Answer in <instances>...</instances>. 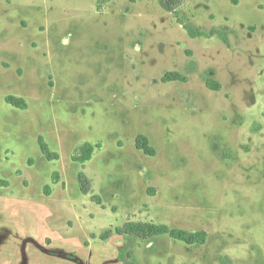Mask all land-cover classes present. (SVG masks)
I'll use <instances>...</instances> for the list:
<instances>
[{"label":"rangeland","instance_id":"1","mask_svg":"<svg viewBox=\"0 0 264 264\" xmlns=\"http://www.w3.org/2000/svg\"><path fill=\"white\" fill-rule=\"evenodd\" d=\"M178 12L229 45L192 39L158 0H0V264H264V166L237 158L243 145L264 152V0H186ZM169 72L187 82L163 83ZM41 137L59 160L43 159ZM86 142L103 147L83 166L72 157ZM215 146L233 174L218 189L219 248L117 234L127 222L178 229L172 183L183 191L185 161L199 170Z\"/></svg>","mask_w":264,"mask_h":264},{"label":"crops","instance_id":"2","mask_svg":"<svg viewBox=\"0 0 264 264\" xmlns=\"http://www.w3.org/2000/svg\"><path fill=\"white\" fill-rule=\"evenodd\" d=\"M247 146L246 151H241L239 156L250 157L251 161L257 163L262 162V168L264 166V152L258 155L251 153V146ZM255 149V148H254ZM229 153V152H228ZM213 163L205 165L200 163L199 170L196 166H190L189 162L185 161L184 170H186V175L184 179L183 191L180 188L177 189V184L180 180H174L172 183L173 187V199L168 206V212L170 217H176L178 219L175 221L177 224L175 228L182 229L188 232H205L207 233L208 239L206 244L213 240V245L215 248H219L218 245L223 243L225 239L221 238V198L226 194H221V198L218 195L221 193L219 187L221 188L222 182H226L227 179H231L229 170L232 168V162L227 161L231 157V152L228 154L224 151H219L218 147L215 146L214 149ZM226 154V155H225ZM212 166L215 173L210 174L209 177L204 176V169ZM193 167V168H191ZM189 168V169H188ZM192 172V173H189ZM243 173L235 174L239 178H242ZM189 175V176H188ZM176 215V216H175ZM179 223V224H178ZM212 238V239H211ZM201 245V246H206ZM219 259L221 255H218Z\"/></svg>","mask_w":264,"mask_h":264},{"label":"trees","instance_id":"3","mask_svg":"<svg viewBox=\"0 0 264 264\" xmlns=\"http://www.w3.org/2000/svg\"><path fill=\"white\" fill-rule=\"evenodd\" d=\"M186 0H158L160 6L169 13H173L178 23L182 25L185 31L192 39L197 38H207L210 39L214 36H218L226 45H229L228 34L225 31L220 30H211L210 32H204L196 30L195 28L186 25L183 20L180 18L178 8L185 2ZM163 83L170 82H187V77L178 73V72H169L167 73L163 79ZM207 86L210 90L218 91L221 89V85L219 83H214L213 81H209ZM6 102L13 107L18 109L25 110L28 108L27 102L22 98H17L15 96H8L6 98ZM39 144L41 147V151L43 154V159L47 161H55L60 159V155L52 152L49 148V145L45 142V140L41 137L39 139ZM102 144H92L90 142H86L81 144L74 152L72 157L74 162H77L83 166H85L89 161L92 160L94 153L97 150L102 149ZM136 147L139 151H142L145 155L149 157H155L157 155L156 149L151 145L150 139L146 135H139L136 139ZM58 173L54 174V182L58 180ZM78 181L80 185L81 192L85 195L89 194L92 184L88 180L85 173L81 172L78 175ZM7 185L8 182L1 181L0 185ZM46 194L50 195V187L47 186L45 188ZM93 201L101 204L99 197H94ZM119 235H133L142 240H150L152 241L154 238L162 235H169L172 239L184 242L187 245H205L208 239L207 233L205 232H188L182 229H172L164 224H154L147 222H127L122 228H118L116 230Z\"/></svg>","mask_w":264,"mask_h":264}]
</instances>
